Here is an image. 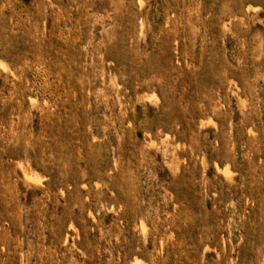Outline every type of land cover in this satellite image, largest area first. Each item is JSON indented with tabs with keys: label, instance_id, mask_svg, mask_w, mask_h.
Here are the masks:
<instances>
[{
	"label": "rangeland",
	"instance_id": "374dc122",
	"mask_svg": "<svg viewBox=\"0 0 264 264\" xmlns=\"http://www.w3.org/2000/svg\"><path fill=\"white\" fill-rule=\"evenodd\" d=\"M132 262L264 264V0H0V264Z\"/></svg>",
	"mask_w": 264,
	"mask_h": 264
},
{
	"label": "bare ground",
	"instance_id": "6f19581e",
	"mask_svg": "<svg viewBox=\"0 0 264 264\" xmlns=\"http://www.w3.org/2000/svg\"><path fill=\"white\" fill-rule=\"evenodd\" d=\"M29 175V174H28ZM25 177V176H24ZM26 178H28V177H26ZM144 228V227H143ZM137 261V260H136ZM139 261V260H138ZM133 264H134V262H132ZM140 263V262H139Z\"/></svg>",
	"mask_w": 264,
	"mask_h": 264
}]
</instances>
